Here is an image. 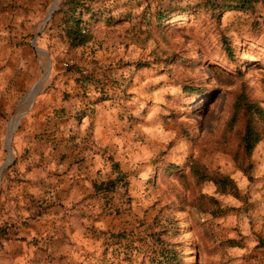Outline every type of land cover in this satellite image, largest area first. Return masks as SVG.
<instances>
[{"label":"rangeland","instance_id":"1","mask_svg":"<svg viewBox=\"0 0 264 264\" xmlns=\"http://www.w3.org/2000/svg\"><path fill=\"white\" fill-rule=\"evenodd\" d=\"M62 1L0 0V62L3 71L15 72L0 99V168L10 154L12 119L46 76L12 135L13 159L0 191L3 178H13L19 153L34 142L26 132L32 118L47 111L70 116L78 132L89 116L93 137L100 110L111 116L101 134L110 150L90 138L92 158L100 153L107 164L93 174L92 191L83 187L82 200L66 209L96 198L79 219L87 241L81 251L63 253L67 264H146L166 246L180 264H264V120L245 111L234 120L239 94L264 110V5L219 11L208 5L219 0H147L132 20L113 23L84 12L80 26L90 28V40L73 47L62 33ZM95 1L98 9L125 0ZM159 7L180 11L163 15L160 26L157 12L150 20L143 15ZM83 72L96 83L81 86ZM247 125L261 131L250 154L241 144ZM35 138L65 142L52 133ZM82 143L74 142L75 155L48 158L58 181L83 171ZM109 180L116 189L99 193L97 186Z\"/></svg>","mask_w":264,"mask_h":264},{"label":"crops","instance_id":"2","mask_svg":"<svg viewBox=\"0 0 264 264\" xmlns=\"http://www.w3.org/2000/svg\"><path fill=\"white\" fill-rule=\"evenodd\" d=\"M15 54L19 57V53ZM3 58L0 53V59ZM2 67L0 62V99L4 100L8 88L6 82H9L15 72H5ZM33 98L34 92L29 91L21 103V112ZM99 111L94 119L99 132L93 137L90 136L92 133L86 130L89 116L79 122L78 132L71 129L75 118L67 116L66 120H63L49 115V111L29 121L26 132L34 142L26 154L19 153L18 161L13 164V178L5 176L0 191V229L4 230L0 234V264H67V258L63 255L69 247H74L75 251L83 249L87 239L84 238L85 229L80 225L79 219L84 216L83 213H91H86L84 207L91 210L90 205L96 202V198L87 200L84 197L83 203H88L89 206L79 204L68 209L67 212L73 216L69 222H66L69 216L66 209L82 200L83 187L89 192L92 191L93 174L101 164H107L105 157L100 153L98 159H93V153L97 150L93 153L90 150L94 143L90 142V138L100 147L110 150V142L103 143L101 134L106 119L110 121L111 116H105ZM41 132L52 133V137L65 139L63 144L70 143L72 146L57 145L58 142L52 145V140L40 142L35 136ZM76 140L83 141L80 148L82 156H86L81 166L83 171H79L81 174L70 172L58 181L54 173L56 163H48V158H51L50 155H61V152L69 156L75 155ZM42 159L45 161L39 162ZM60 167L62 169L65 166ZM86 185L88 186L85 187ZM42 221H45L47 226L42 227ZM44 236L52 238L45 242L41 240ZM68 237L74 245H69Z\"/></svg>","mask_w":264,"mask_h":264},{"label":"trees","instance_id":"3","mask_svg":"<svg viewBox=\"0 0 264 264\" xmlns=\"http://www.w3.org/2000/svg\"><path fill=\"white\" fill-rule=\"evenodd\" d=\"M115 1V0H114ZM147 0H125L122 4H118L116 1L112 4H104V8L94 9L92 4L96 2L95 0H63L60 12L64 13L62 19L63 35L73 47L86 45L90 40L87 36V32L90 31L86 26V32H83V28L80 26L84 22L83 15L84 12H92L93 17L98 18L107 23H113L114 21L122 20H132L137 16L138 12L142 6H148ZM261 3L264 5V0H219V2L210 1L208 5L214 9H219V11H225L226 9H236V10H247L252 8L255 4ZM184 7V6H183ZM188 7H185V9ZM155 10V9H154ZM146 10L143 15L146 16L147 20L152 19L153 15L158 13L157 21L160 26H164L163 15L168 18L170 15L173 16L177 13L178 8H162L159 7L158 10ZM186 11V10H182ZM86 25V23H85ZM94 75L83 72L81 76L77 78V82L81 83V86L94 84ZM93 102V108L94 104ZM240 111H245L249 116L258 115L261 120H264V110L263 108L255 102L249 101L247 97L242 93L239 94L235 105H234V120L237 119V115ZM261 136V131L259 128L253 127L252 125H247L242 136L241 144L244 150L250 154L254 148L256 138ZM118 183L115 180H109L97 186L99 193L114 191ZM150 259V256H149ZM150 263L146 264H180L179 260L174 254L171 246H166L162 253L158 257H152Z\"/></svg>","mask_w":264,"mask_h":264},{"label":"water","instance_id":"4","mask_svg":"<svg viewBox=\"0 0 264 264\" xmlns=\"http://www.w3.org/2000/svg\"><path fill=\"white\" fill-rule=\"evenodd\" d=\"M57 8V4H54L51 11L48 14V18L52 16V13L56 10ZM46 79V76H44L43 78H41L39 81H37L32 90L34 92V97L38 94L40 87L42 86V84L44 83ZM26 112V110H24L23 112H21L18 116H16L15 118L12 119L11 125H10V133L8 135L7 138V143H8V149H9V158L8 160L2 165V167L0 168V178L2 175V172L4 171L5 168H7L9 166V164L11 163L12 159H13V153H12V149H11V141H12V135L16 129V126L18 124V121L20 119V117Z\"/></svg>","mask_w":264,"mask_h":264},{"label":"built area","instance_id":"5","mask_svg":"<svg viewBox=\"0 0 264 264\" xmlns=\"http://www.w3.org/2000/svg\"><path fill=\"white\" fill-rule=\"evenodd\" d=\"M83 32H86L85 28H83Z\"/></svg>","mask_w":264,"mask_h":264}]
</instances>
